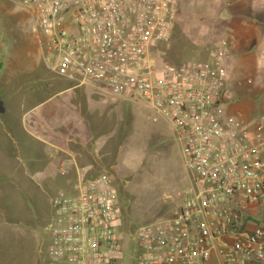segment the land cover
Returning <instances> with one entry per match:
<instances>
[{"label": "built area", "instance_id": "2783aa9c", "mask_svg": "<svg viewBox=\"0 0 264 264\" xmlns=\"http://www.w3.org/2000/svg\"><path fill=\"white\" fill-rule=\"evenodd\" d=\"M179 0H19L53 71L76 86L135 101L164 122L189 185L166 216L134 231L137 264H264V113L228 111L225 53L161 67ZM74 157L61 162L66 174ZM76 172L52 197L47 251L71 264H112L123 251L118 191L107 173ZM170 197V196H169Z\"/></svg>", "mask_w": 264, "mask_h": 264}, {"label": "rangeland", "instance_id": "374dc122", "mask_svg": "<svg viewBox=\"0 0 264 264\" xmlns=\"http://www.w3.org/2000/svg\"><path fill=\"white\" fill-rule=\"evenodd\" d=\"M243 19L255 22L244 26ZM220 49L227 65L235 55H243L230 63L232 94L236 91L238 96L254 99V116L264 113V0H179L172 36L154 56L163 68L187 60L211 65L212 53ZM45 52L44 37L35 30L31 13L19 0H0V264H35L30 259L35 256L34 239L10 233L22 224L40 230L46 240L53 213L48 199L70 187L76 175L71 176L70 171L62 174L60 168L41 161V146L28 131L46 134L36 122L30 124L32 118L47 128L56 118L62 122L75 117L71 91L40 103L68 85L51 69ZM106 97L102 112L108 125L103 130L117 127L122 134L120 143L113 141L114 170L108 175L118 191L121 209L124 241L120 261L130 264L137 254L134 231L172 212L173 201L165 197L185 190L189 175L179 146L164 123L154 122L138 102ZM61 126L60 140L74 130L73 125ZM48 130L52 136L53 131ZM36 182H45L47 189L43 191ZM253 219L264 223V211ZM47 246L48 240L45 250Z\"/></svg>", "mask_w": 264, "mask_h": 264}, {"label": "crops", "instance_id": "0c3cea01", "mask_svg": "<svg viewBox=\"0 0 264 264\" xmlns=\"http://www.w3.org/2000/svg\"><path fill=\"white\" fill-rule=\"evenodd\" d=\"M244 20L246 19H243L242 24L244 26H249V22H255L253 20L251 21H247V20L244 21ZM236 45H237V49L241 47L239 39L236 41ZM228 49L229 47L227 46L226 52ZM234 57L235 59H231L229 61L231 64L234 63L236 59L242 58L243 55L237 54ZM225 61H226L225 64H226V72H227L226 75L227 87L231 95L235 97L233 98L231 96V102L230 105L228 106V111L232 113L234 112L241 113L245 118L249 119V117H251L250 115H252V117L255 115L256 112L255 110L257 109L256 101L254 99H246V97H243L242 95L238 96L236 91L234 92L235 95L232 94L231 91L232 88L229 78L230 76L229 69H231L232 66L230 63L227 65V60ZM66 80L68 84L66 88H63L61 90L58 89L55 93H53L51 97L47 98L46 100L40 103L43 104L47 102L49 99L54 100L56 99V96H60V94H63L65 91H71L73 92L74 95L73 96L74 100L72 101V105H74L73 109L75 110V117L73 116L70 120H64L62 122L59 121L58 118H56L54 119L53 125L47 128L45 126L42 127L40 121L36 118L35 121L32 120L33 118L30 120V124L31 122H36L37 128L40 127L43 133H46L41 135L38 133L39 130L36 129L37 132H32L30 129H28L29 126L27 128L28 131L32 134V136L35 137V140H37L38 144L41 146L39 149L42 151L43 154L42 156L40 155L38 157L39 159H41V161L43 160L45 164L50 165L57 170L58 168H61V162H62L61 160L63 158H68L69 156L74 157L75 163L70 166L71 176L74 173L76 174V172H78V169L81 168L84 169L83 172L87 176L96 175L98 173H107V174L112 173L110 171L114 170L113 168L114 164L112 163L111 158L115 157V154L112 153V144H114L113 143L114 139L115 141L118 140L117 143H120L121 141L119 140L122 137V134L120 133L121 130L117 127L113 131L103 130L104 129L103 126L108 125V121H106V119L103 118L102 105L108 99L106 95H103L99 89L92 87H87L84 89L83 86H76L72 81L68 79ZM236 97H238L237 100ZM80 99L81 102H78ZM160 122L164 123L162 121ZM160 122H156V123H160ZM61 125H73L74 130L71 134L69 135L66 134V137H62L60 140V134H62L61 131H63V129H61V127L63 126ZM49 128H51V131H53L52 136L48 135ZM54 132L57 134H54ZM169 132L170 135L172 136L170 129ZM39 149L38 151H40ZM117 149L118 147H116V150ZM118 152L119 150H117V153ZM35 156H37V154H35ZM36 183H37L36 186L40 187L43 191H45V187H46L45 182L42 183L36 182ZM48 184L50 185L51 183L48 181ZM177 193L167 194V197H165L166 199H170V201H173L172 205L170 206L171 210H173V208L177 204V196H176ZM48 200L50 203V212H52L51 198L49 197ZM260 210L262 209H257L254 216L257 215V213ZM52 216L53 213L51 214L50 217L52 218ZM253 221L254 224H264L257 220H253ZM10 234H15L17 236L27 235V236H31L34 239L36 250L33 252L35 256H31L30 259H32L31 262L35 261V264H71L66 261L55 260L50 257L47 249L45 250L44 247V244L46 240H48V238H46L45 240V237L38 229L24 228L22 227L21 224L19 227L16 226V228ZM120 260L121 258L117 259L112 264H124L123 260L122 261ZM133 260H134L133 263L130 264H137L136 257Z\"/></svg>", "mask_w": 264, "mask_h": 264}, {"label": "trees", "instance_id": "16d2710c", "mask_svg": "<svg viewBox=\"0 0 264 264\" xmlns=\"http://www.w3.org/2000/svg\"><path fill=\"white\" fill-rule=\"evenodd\" d=\"M152 221V220H151ZM150 222V221H149ZM122 221H120V228H121Z\"/></svg>", "mask_w": 264, "mask_h": 264}]
</instances>
